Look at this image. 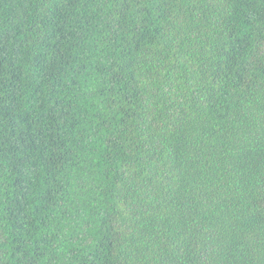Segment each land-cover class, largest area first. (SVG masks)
Returning <instances> with one entry per match:
<instances>
[{"label": "trees", "instance_id": "trees-1", "mask_svg": "<svg viewBox=\"0 0 264 264\" xmlns=\"http://www.w3.org/2000/svg\"><path fill=\"white\" fill-rule=\"evenodd\" d=\"M0 264H264V0H0Z\"/></svg>", "mask_w": 264, "mask_h": 264}]
</instances>
